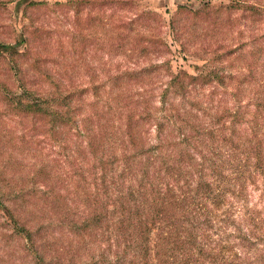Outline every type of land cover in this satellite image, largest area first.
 I'll use <instances>...</instances> for the list:
<instances>
[{
  "label": "trees",
  "instance_id": "1",
  "mask_svg": "<svg viewBox=\"0 0 264 264\" xmlns=\"http://www.w3.org/2000/svg\"><path fill=\"white\" fill-rule=\"evenodd\" d=\"M130 3L126 1V4ZM222 8H241L242 12L248 13V21L255 30L264 31L262 0L253 3L235 0ZM205 15L210 17L209 12ZM185 16L189 17L186 13ZM181 21L177 17L170 23L177 40L182 33ZM230 23L229 16L212 21L218 27ZM133 31L138 37L134 38L136 43L128 50L143 53L148 47V39L142 32ZM261 33L257 37L252 32L248 36L240 32V37L245 35L249 40H239L241 42L235 44L231 51L246 46L256 64L246 67L243 74L248 75L232 86L233 96L239 102L236 103L237 108H224L222 100H219L221 109L217 108L213 116L203 118L209 115V110L215 109L212 100H208L205 106L197 102L186 106L184 100L178 105L166 104L169 94L175 99L186 91L188 84L195 87V84L180 79V75L172 76L169 87L162 90L159 98L160 114L150 108V101L145 97L133 99L119 94L116 97L118 110L112 109V118L118 121L116 128L114 124L113 128H107L105 123L95 131L92 117L87 115L84 121L93 125L87 126L88 133L92 132V137L88 136L91 139L89 153L96 156L97 162L88 174L78 171L79 168L74 169L73 176L77 175V179H64L63 192L53 193L50 199L46 198L48 201L42 200L41 209H26L35 199L32 198L35 195L33 185L29 189L30 186L21 181L15 182L16 190L0 188L1 216L5 217L2 225L6 224L8 232L2 234L0 264L6 261L13 263L14 248H10L13 238L21 239L22 251L30 258L25 257V264L264 262V46L259 39H264V32ZM7 47L0 43L1 49ZM220 52L217 49L210 51L213 57L209 64H213L209 67L208 63L204 65L208 70L207 76L203 77L210 81L208 83L216 81L217 87L221 88L227 79L233 80L236 76L225 66H213L223 60ZM135 65L117 70L111 78L112 87L122 89L129 84H137L139 75L145 70L139 68L136 71ZM155 66L153 62L148 70ZM188 78L190 81L197 79L193 76ZM206 80L201 81L203 86ZM245 82L248 84H243ZM245 90L250 93L242 109L239 96ZM68 100L69 95L57 91L45 101L50 110L44 112L49 137L62 143L64 148L68 127L74 125L80 134L75 112L70 110L72 107ZM40 111V101L34 100L31 112ZM152 121L158 137L170 123L175 134H167L173 140L166 139L164 143L159 141L157 147L145 148L141 131ZM240 123L244 127L238 128ZM117 145L121 146L122 157L115 156ZM170 147L172 157L165 158L159 153L161 149L169 150ZM117 159L122 167L118 171L112 170L111 166ZM97 171L100 175L93 176L91 183L88 182L90 175ZM157 186L164 190V198L152 210H145L141 199ZM175 189L178 193L167 198ZM251 190L257 192L258 201L254 205L248 200ZM61 207V212L55 214ZM45 210L50 212L49 215ZM258 245L262 248L257 249Z\"/></svg>",
  "mask_w": 264,
  "mask_h": 264
},
{
  "label": "rangeland",
  "instance_id": "2",
  "mask_svg": "<svg viewBox=\"0 0 264 264\" xmlns=\"http://www.w3.org/2000/svg\"><path fill=\"white\" fill-rule=\"evenodd\" d=\"M126 1L0 0V43L8 45L6 49L0 48V188L16 190L15 182L21 181L30 186L29 189L33 185L35 195L32 198L35 199L26 209H41L42 200L50 199L53 193H62L65 180L77 179V175L73 176L74 169L79 168L78 171L83 174L90 172L97 161L96 156L89 153L91 139L88 136L92 137V132L88 133L87 126L92 124L84 120L90 115L95 131L105 123L107 128H113V124L116 128L118 121L112 118V111L118 110L116 97L119 94L133 99L145 97L150 101V108L160 114L162 90L169 87L172 76L180 75V79L195 84V87L188 84L186 91L175 99L169 94L166 104L178 105L184 100L186 106L195 102L205 106L208 100H212L215 109L209 110V115L203 118L213 116L214 110L221 109L219 100H222L224 108L238 107L232 86L248 75L243 74L247 71L246 67L251 63L256 64L246 46L231 52L232 48L241 42L239 40L248 42L249 38L245 35L240 37V32L247 36L252 32L258 37L264 31H256L248 21V13L242 12L241 8H222L235 0H128L130 4H126ZM206 12H209V18H206ZM223 16L230 17L229 25L218 27L212 24L214 19ZM177 17L182 20V33L178 40L170 27L171 21ZM133 29L139 34L142 32L144 38L148 39V47L143 53L128 50L136 43L134 38L138 37ZM259 39L264 46V39ZM214 49L221 51L223 60L213 66H225L228 72L236 76L233 80L227 79L221 88L217 87L216 81L208 83L210 81L203 77L207 76L208 70L204 65L208 63L209 67L213 64H209V59L213 57L210 51ZM153 62L156 66L148 70ZM133 64L137 66L136 71L139 68L145 70L139 75L138 83L122 89L112 87L114 73ZM188 76L197 79L190 81ZM203 80H206L204 86L201 83ZM247 90L239 96L242 109L249 99L250 91ZM57 91L69 95L68 104L72 107L70 110L75 112L80 133L78 135L74 125L66 129V148L49 137L44 113L50 110L45 101ZM34 100L40 101L42 111L31 112ZM109 107L111 110H108ZM154 123H147L141 131L145 148L157 147L159 141L164 143L175 134L169 123L158 137ZM237 127L244 125L240 123ZM120 151L121 146L117 145L115 156L122 157ZM159 153L165 158L173 154L171 147L169 150L161 149ZM114 161L111 168L118 171L122 167L121 161ZM99 175L98 171L90 175L88 182L91 183L93 176ZM4 184L7 186L4 187ZM92 186L90 184L91 189ZM163 192L157 186L147 193L141 199L144 209L150 211L157 206L164 198ZM176 193L177 189L171 191L167 198ZM248 200L249 204L254 205L258 201L257 192L249 191ZM22 205L25 206V203ZM61 210L62 207L58 208L55 214ZM44 212L47 215L50 213L48 210ZM2 214L3 208L0 207V245L2 234L8 233L6 224L2 225L5 218ZM10 248H14L12 264H25V257L30 259L22 251L21 239L13 238ZM260 248L262 246L258 245L257 249ZM8 263L6 261L4 264Z\"/></svg>",
  "mask_w": 264,
  "mask_h": 264
}]
</instances>
